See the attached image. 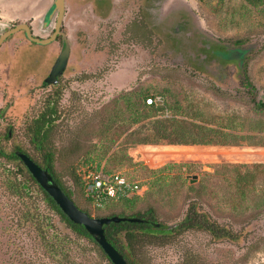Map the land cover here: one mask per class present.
Segmentation results:
<instances>
[{
  "label": "rangeland",
  "instance_id": "374dc122",
  "mask_svg": "<svg viewBox=\"0 0 264 264\" xmlns=\"http://www.w3.org/2000/svg\"><path fill=\"white\" fill-rule=\"evenodd\" d=\"M104 1L112 6L109 16L98 0H65L62 31L69 60L54 86L61 91L62 108L50 139L55 176L91 217H130L152 209L157 222L170 226L194 203L213 221L243 233L237 242L197 230L154 240L138 252L139 264H264V109L253 107L243 85L247 76L255 102L264 104V3L155 0L140 17L138 0ZM52 2L0 0V23H25L46 38L49 32L40 33L37 26ZM236 42L245 48V70L243 63L217 53ZM1 49L0 146L32 155L22 134L23 117L54 91L41 82L59 43L38 45L18 33ZM148 98L155 102L149 105ZM198 114L207 123L191 117ZM156 119L222 130L230 143L157 141L151 123ZM140 138L153 143H137ZM0 163L14 167L5 158ZM101 166L139 181L142 191L126 200L91 202L79 174ZM12 203L0 188V264H56L33 233L16 226ZM40 210L46 214L41 201ZM59 224L62 237L74 238ZM70 246L72 261L109 264L85 240L74 238Z\"/></svg>",
  "mask_w": 264,
  "mask_h": 264
},
{
  "label": "trees",
  "instance_id": "16d2710c",
  "mask_svg": "<svg viewBox=\"0 0 264 264\" xmlns=\"http://www.w3.org/2000/svg\"><path fill=\"white\" fill-rule=\"evenodd\" d=\"M250 5L256 7L257 3H264V0L255 2L254 0H246ZM222 49L221 47H218ZM221 57L233 61L243 63L242 68L245 70L244 53L245 48L240 47L239 42L233 44L232 47H225L223 53L217 52ZM217 54V55H218ZM248 94H251L250 102L253 107L259 110L264 109L262 102H255V87L245 77L243 83ZM54 91L44 100L39 109L26 112L23 117L22 134L27 140L28 145L33 150L34 154L30 155L20 147H15V150L27 154L36 164L43 169L48 170L52 175L56 184L70 198L68 190L61 184L54 173V156L50 146V139L55 130L56 122L62 114L60 108L61 91L54 87ZM197 118L202 124L207 123L200 114L191 116ZM153 136L157 141H166L170 144H228L230 142L224 140L228 134L222 130L206 128L203 125H197L191 122H182L179 120H153L152 122ZM10 132L3 135V138H8ZM137 143L147 144L153 143L149 139H139ZM0 158H5L14 163L11 169L5 168L0 163V188L5 197L13 201L17 227L33 233L39 246L42 248L44 255L53 260L56 264H83L70 260L69 252L72 239L85 240L98 248L101 254L106 258L97 243L85 231L81 225L72 223L54 203V201L41 189L36 181L29 174L22 162L14 155V150L7 152L0 146ZM40 201L45 205L46 214L40 210ZM107 201V200H106ZM48 211L52 212L58 219L54 222ZM119 216H124L119 214ZM145 219L147 223H111L105 225L104 233L108 242L123 255L127 264H139L138 252L154 240L168 241L170 238L179 235L188 230L203 231L215 240H228L237 242L243 233L232 231L229 227L220 225L213 221L208 214L202 211L198 205L190 204L181 221L165 227L155 219L152 209H148L143 214L131 215ZM63 224L65 230L68 231L74 238L68 236L62 237L57 231L58 226ZM158 224V226L152 225ZM73 252V250H72ZM189 264V263H188Z\"/></svg>",
  "mask_w": 264,
  "mask_h": 264
},
{
  "label": "water",
  "instance_id": "95a60500",
  "mask_svg": "<svg viewBox=\"0 0 264 264\" xmlns=\"http://www.w3.org/2000/svg\"><path fill=\"white\" fill-rule=\"evenodd\" d=\"M65 13V0H54L52 7L47 12L44 17V25L48 26L54 16H56L54 32L48 38H38L33 36L31 28L28 24L20 23L15 25L13 28L6 31L0 37V45L2 42L10 35L23 31L26 39L38 45H48L56 40L57 35H62L61 49L58 56L51 67L48 76L44 79L43 86L55 85L58 82L59 77L62 76L66 69L69 51L68 44L66 41V36L63 35L59 30L62 25L63 17ZM14 155L19 158L24 167L27 169L32 178L36 183L44 190L47 195L54 201V203L59 207L61 212L74 224L81 225L85 231L92 237V239L97 243L102 252L106 255L111 264H127L123 255L119 253L106 239L104 233V226L111 223H147L145 219L129 216H119L112 215L109 217H91L86 212L78 209L73 201L61 190V188L56 184L52 175L48 170L43 169L38 164H36L27 154L21 152L20 150H14ZM158 226V224H153ZM169 227V226H165Z\"/></svg>",
  "mask_w": 264,
  "mask_h": 264
},
{
  "label": "built area",
  "instance_id": "2783aa9c",
  "mask_svg": "<svg viewBox=\"0 0 264 264\" xmlns=\"http://www.w3.org/2000/svg\"><path fill=\"white\" fill-rule=\"evenodd\" d=\"M154 102L152 98L147 99L149 105ZM79 180L85 197L94 203L130 199L142 191L139 181L119 172H108L103 166L81 170Z\"/></svg>",
  "mask_w": 264,
  "mask_h": 264
},
{
  "label": "flooded vegetation",
  "instance_id": "af4514ba",
  "mask_svg": "<svg viewBox=\"0 0 264 264\" xmlns=\"http://www.w3.org/2000/svg\"><path fill=\"white\" fill-rule=\"evenodd\" d=\"M54 1V0H53ZM99 1V4H101L102 2L104 3V4H106L107 5V7H106V13L108 14V16H109V14H110V12H111V10H112V6L110 5V4H108L107 2H105L104 0H98ZM163 0H160V2H162ZM53 3V2H52ZM110 3H112V2H110ZM137 3H139V5L137 6V12L136 13H138V14H140V17H142V16H144L145 15V13L148 11V6L149 5H153L154 6V3H155V0H138L137 1ZM160 4V3H159ZM102 5V4H101ZM51 7H52V5H51ZM50 7V8H51ZM50 8H49V10H50ZM48 10V11H49ZM47 11V12H48ZM47 12L45 13V15L47 14ZM45 15L43 16V19L41 20V21H39L38 22V26H37V29L39 30V32L40 33H44V34H47L48 32V36L46 37V38H48L49 36H51V34L54 32V28H55V22H56V16H57V14L54 16V18H55V22H54V24H53V21H54V18H53V20H52V22L48 25V26H45L44 25V17H45ZM63 22V21H62ZM14 27V26H13ZM13 27H11V26H6V24H3V23H0V37L6 32V31H8L9 29H11V28H13ZM31 28V27H30ZM63 35H65L66 36V34L62 31V25H61V27H60V30H59ZM23 31H18V32H16V33H14V34H12V35H10L9 37H7L3 42H2V44L0 45V52H2V49H1V47L9 40V39H11L15 34H18V33H21L22 34V36H23V38L26 40V41H28L27 39H26V37H25V35H24V32L22 33ZM31 32H32V29H31ZM32 34H33V32H32ZM33 36H35L34 34H33ZM35 37H37V36H35ZM39 38V37H38ZM41 39H44V38H41ZM66 41H67V36H66ZM30 42V41H29ZM54 42H58L59 43V51H60V49H61V44H62V35H57V37H56V40L54 41ZM33 43V42H32ZM68 51H69V47H68ZM2 55V56H1ZM5 55V52L4 53H2V54H0V60H5V57H3ZM57 56H58V54H57ZM57 56H56V58H57ZM56 60V59H55ZM69 60V59H68ZM67 67V66H66ZM51 70V69H50ZM50 72V71H49ZM49 72H48V74H49ZM64 73V72H63ZM48 74H47V76H48ZM63 75V74H62ZM46 76V77H47ZM45 77V78H46ZM45 78H43L42 79V82H41V86H42V88H46V87H48V86H43V82H44V79ZM60 78L61 77H59V79H58V82H57V84H55V85H50V86H52V87H54V86H56V85H58V83H59V81H60Z\"/></svg>",
  "mask_w": 264,
  "mask_h": 264
}]
</instances>
